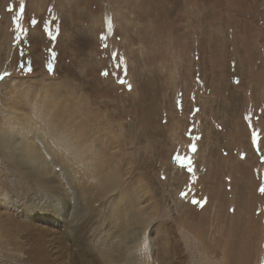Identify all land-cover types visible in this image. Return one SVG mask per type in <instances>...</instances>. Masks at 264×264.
<instances>
[{
    "label": "rangeland",
    "instance_id": "rangeland-1",
    "mask_svg": "<svg viewBox=\"0 0 264 264\" xmlns=\"http://www.w3.org/2000/svg\"><path fill=\"white\" fill-rule=\"evenodd\" d=\"M100 234L140 239L122 264H264V0H0L2 263L102 264Z\"/></svg>",
    "mask_w": 264,
    "mask_h": 264
},
{
    "label": "bare ground",
    "instance_id": "bare-ground-1",
    "mask_svg": "<svg viewBox=\"0 0 264 264\" xmlns=\"http://www.w3.org/2000/svg\"><path fill=\"white\" fill-rule=\"evenodd\" d=\"M36 142H37V139H32V141H30L29 144L23 145L24 159L22 160V163L29 166L27 169L29 170V173L33 175V177H36L37 175L39 176L41 175L43 178H45L48 181V183L53 184V188H54L53 190H57V191L63 190L61 194L63 198L64 197L67 199L72 198L74 199L73 201L76 203L79 199V196L77 195L78 190H79L77 179L81 177L82 175L81 176L74 175L75 172L72 170L75 167V164L73 162V159L70 158L69 152L64 150L63 144L62 145L59 144L61 147H57V148H52L51 145H48L47 152L49 156H47L46 157L47 159H46L45 155L42 154ZM79 168L80 166H78V169ZM60 176L64 178L66 182V186H65V183H63L64 181L62 180ZM86 183L87 181L85 180L84 184L86 185ZM72 194L73 196H71ZM75 197H76V201H75ZM59 199L61 200L60 197ZM37 203L39 204V202ZM39 209L40 208L37 207L34 209V211L39 210ZM66 211L67 210L65 209L64 212H62L64 214V218L66 216L65 215ZM86 211H88V209H86ZM6 232L8 231L6 230ZM11 234H15V231H11ZM102 235L100 234L101 238H99L101 239L100 242H101L102 247L98 249V255H97L103 262L102 264H122V260H125V259H126V262H128V259L129 261H132V258L135 256L134 252L137 249L138 244H141V241L139 243L140 239L137 240L136 244L133 247V251L128 252L126 249L124 250L123 243L118 242L117 245H115V243L110 245V243H107V241L110 240L109 239L110 237L105 236L106 234L103 237ZM0 248H1V244H0ZM1 253H0V264H3L2 262L4 261L6 257L3 256ZM6 264H15V262L14 263L7 262Z\"/></svg>",
    "mask_w": 264,
    "mask_h": 264
}]
</instances>
